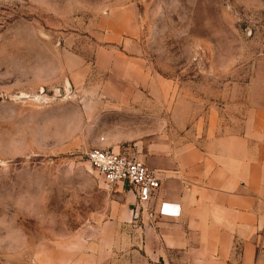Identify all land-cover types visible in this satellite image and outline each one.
Returning <instances> with one entry per match:
<instances>
[{"label": "rangeland", "instance_id": "rangeland-1", "mask_svg": "<svg viewBox=\"0 0 264 264\" xmlns=\"http://www.w3.org/2000/svg\"><path fill=\"white\" fill-rule=\"evenodd\" d=\"M262 78L264 0H0V264H69L137 206L87 152L241 132Z\"/></svg>", "mask_w": 264, "mask_h": 264}, {"label": "crops", "instance_id": "crops-1", "mask_svg": "<svg viewBox=\"0 0 264 264\" xmlns=\"http://www.w3.org/2000/svg\"><path fill=\"white\" fill-rule=\"evenodd\" d=\"M241 132L198 127L136 157L160 188L109 209L69 264H264V78ZM128 155V154H126ZM133 207V209H132ZM81 238V236H80Z\"/></svg>", "mask_w": 264, "mask_h": 264}, {"label": "built area", "instance_id": "built-area-1", "mask_svg": "<svg viewBox=\"0 0 264 264\" xmlns=\"http://www.w3.org/2000/svg\"><path fill=\"white\" fill-rule=\"evenodd\" d=\"M85 158L106 187L121 184L131 188L139 204L147 203L160 188V179L155 172L129 155L92 149Z\"/></svg>", "mask_w": 264, "mask_h": 264}]
</instances>
